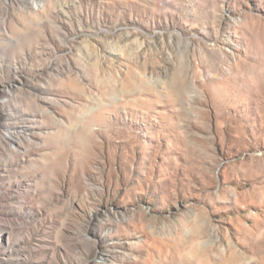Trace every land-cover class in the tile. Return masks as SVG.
<instances>
[{
  "label": "rangeland",
  "instance_id": "obj_1",
  "mask_svg": "<svg viewBox=\"0 0 264 264\" xmlns=\"http://www.w3.org/2000/svg\"><path fill=\"white\" fill-rule=\"evenodd\" d=\"M0 264H264V0H0Z\"/></svg>",
  "mask_w": 264,
  "mask_h": 264
},
{
  "label": "bare ground",
  "instance_id": "obj_2",
  "mask_svg": "<svg viewBox=\"0 0 264 264\" xmlns=\"http://www.w3.org/2000/svg\"><path fill=\"white\" fill-rule=\"evenodd\" d=\"M198 252H199V251H198V250H196V253H197V254H198Z\"/></svg>",
  "mask_w": 264,
  "mask_h": 264
}]
</instances>
